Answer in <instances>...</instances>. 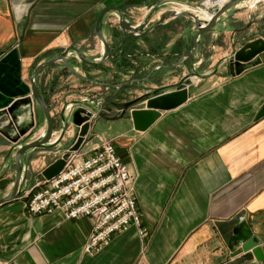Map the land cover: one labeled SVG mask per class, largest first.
<instances>
[{
    "label": "crops",
    "instance_id": "1",
    "mask_svg": "<svg viewBox=\"0 0 264 264\" xmlns=\"http://www.w3.org/2000/svg\"><path fill=\"white\" fill-rule=\"evenodd\" d=\"M201 1L0 0V198L15 179L11 139L27 135L29 142L46 132L29 82L38 66L71 46L100 61L104 46L96 21L106 8L123 10L134 26L148 21L147 31L166 11L199 15ZM109 21L117 22L115 12L104 17L101 34L113 53L122 50L120 63L107 60L94 67L77 61L75 74L56 63L35 83L54 117L67 105L84 106V99L111 93L102 86L128 83L119 97L125 103L183 83L188 93L183 104L162 111L143 131L134 130L127 116L116 118L117 112L111 115L120 118L111 122V136L96 134L98 141L89 148L110 141L127 164L146 234L131 225L85 252L89 217L26 210L30 186L44 179L41 170L75 138L76 127L66 123L63 132L57 124L50 142L60 143L26 152L21 195L0 204V264H220L228 250L214 222L241 211L246 238L255 236L264 252V61L256 60L239 75L228 70L235 51L264 41V0H243L222 15L190 57H180L193 50L194 25L185 15L139 36L119 33L117 46Z\"/></svg>",
    "mask_w": 264,
    "mask_h": 264
},
{
    "label": "water",
    "instance_id": "2",
    "mask_svg": "<svg viewBox=\"0 0 264 264\" xmlns=\"http://www.w3.org/2000/svg\"><path fill=\"white\" fill-rule=\"evenodd\" d=\"M243 0H229V2L224 5L221 9L217 10L210 20L206 23L200 21V19L194 15L188 13H181L177 11H166L160 15V17L152 23L147 31H145L148 21L140 25H132L129 22L128 17L125 15L124 11L118 8H106L98 16L96 21V32L98 37L101 39L104 46V54L100 61H91L85 57V55L76 47L71 46L65 49L54 59H51L40 66H38L30 76L29 82L31 85L32 97L37 105V107L42 111L45 116V121L47 124L46 132L41 138L31 140L26 142L28 136L20 138L16 136L12 138L13 142L11 148L9 149L8 156L14 152V168H15V179L12 190L5 196L0 198V204L16 199L21 195V182L25 180L23 177V165L27 160L26 152L41 147L52 148L60 143L61 139L50 142L53 135V130L57 124L62 125L63 132L66 129V123L72 124L76 127L75 138L72 143L59 154L53 162L47 165L41 170V176L44 179H50L57 175L64 167L66 160L72 151H80L89 140L90 127L93 125V121L106 114H117V117L127 116L131 119L134 130L143 131L149 127L155 119L160 115L162 111H167L177 106L183 104L187 98V89L183 86V83H179L176 90L171 92L159 93V91H154L153 93L137 97L133 100L127 101L125 103L119 102V97L121 90L128 86V83H122L118 86H102L104 88L110 89L113 87L115 89L114 93L103 92V97L101 100L92 99L90 101H85L84 106L73 107L69 115L65 116L66 106L63 107L62 111L59 113L57 120L51 115L49 106L46 99L39 92L35 80L37 76L46 68L55 65L56 63H63L68 71L75 74L73 69L68 67V60L74 62H80L84 65L97 67L107 60L119 62L122 50L114 52V48L103 39L101 34V25L104 17L115 12L117 15V22L109 21L108 25L112 31L113 46L121 45L119 33H124L131 36H139L145 32H148L155 27L162 25L166 20L185 15L189 17L194 25V34L192 37L193 50L189 52H184L180 57H190L195 55L199 50L200 37L211 31L217 24L219 18L226 12L236 7ZM0 52V56H1ZM72 54V59H68L69 55ZM264 61V41L262 39H256L249 43L244 44L240 49L234 52L232 57L228 62V70L231 76L239 75L245 69L254 65L256 60ZM106 93V94H105ZM139 103L144 104V108L136 109L135 106ZM22 132L21 134H23ZM61 149V148H60ZM29 160V157H28ZM244 212L241 211L229 220H217L214 225L223 239L228 253L226 258L220 264H264V252L260 246V240L255 236H249L246 238L245 225L243 224Z\"/></svg>",
    "mask_w": 264,
    "mask_h": 264
},
{
    "label": "built area",
    "instance_id": "3",
    "mask_svg": "<svg viewBox=\"0 0 264 264\" xmlns=\"http://www.w3.org/2000/svg\"><path fill=\"white\" fill-rule=\"evenodd\" d=\"M228 2L202 0L196 7L199 14L196 17L206 23ZM71 109L67 105L64 115H69ZM82 149L70 152L57 175L30 186L26 210L34 215L59 210L66 219L89 217L92 229L83 246L85 252L100 248L131 225L144 236L146 231L136 204L133 177L115 146L101 140L85 152Z\"/></svg>",
    "mask_w": 264,
    "mask_h": 264
},
{
    "label": "rangeland",
    "instance_id": "4",
    "mask_svg": "<svg viewBox=\"0 0 264 264\" xmlns=\"http://www.w3.org/2000/svg\"><path fill=\"white\" fill-rule=\"evenodd\" d=\"M74 64H75L74 61L68 60V67L70 69H72L74 67ZM110 92L114 93L115 89L113 87H111ZM39 111H40V114L38 115V117L43 116L45 118L42 111L40 109H39ZM111 115H114V114H111ZM111 115H104V116H101V117H98L95 119L94 126H93V134L91 135L92 137H91L90 141L84 146V149H83L84 151L88 150L92 144H94L95 142L98 141V137H96V134H98L104 138H109L111 136V133H112L111 122L113 120L116 121V120L120 119V118L119 119H112ZM55 120H57V117H55Z\"/></svg>",
    "mask_w": 264,
    "mask_h": 264
}]
</instances>
